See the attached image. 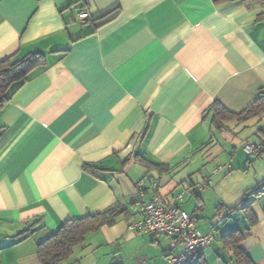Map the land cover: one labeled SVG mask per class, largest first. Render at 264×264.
<instances>
[{
  "label": "crops",
  "instance_id": "1",
  "mask_svg": "<svg viewBox=\"0 0 264 264\" xmlns=\"http://www.w3.org/2000/svg\"><path fill=\"white\" fill-rule=\"evenodd\" d=\"M31 54L44 65L0 110V264H40L66 222L115 206L63 264H168L181 248L134 226L153 196L181 192L197 230L214 229L206 264H237L222 241L235 230L264 264V152L242 146L264 143V113L221 130L209 114L264 95V3L0 0V62Z\"/></svg>",
  "mask_w": 264,
  "mask_h": 264
},
{
  "label": "trees",
  "instance_id": "2",
  "mask_svg": "<svg viewBox=\"0 0 264 264\" xmlns=\"http://www.w3.org/2000/svg\"><path fill=\"white\" fill-rule=\"evenodd\" d=\"M257 1L264 3V0ZM42 65H44V57L42 54H31L19 60L9 58L0 62V110L10 102L15 91L23 87L28 75ZM210 113L213 114V125L221 130L226 122L246 120L263 114L264 95L260 96L255 104L241 114L232 113L219 103H215L210 108ZM158 166L163 171L168 170V166ZM234 211L229 210V213ZM123 213V209L115 206L99 214L66 222L57 233L38 246L39 263L63 264L69 261L74 249L84 242L85 236L88 233L96 231L105 225H113L116 219ZM244 237L245 235L241 231L235 230L225 235L222 241L224 247L233 252L237 264H254L250 257L240 248ZM198 253L194 255L191 261L194 264H206L205 260L201 256H198Z\"/></svg>",
  "mask_w": 264,
  "mask_h": 264
},
{
  "label": "built area",
  "instance_id": "3",
  "mask_svg": "<svg viewBox=\"0 0 264 264\" xmlns=\"http://www.w3.org/2000/svg\"><path fill=\"white\" fill-rule=\"evenodd\" d=\"M79 19L81 22L93 20L88 12L81 13ZM242 146L249 157L258 158L264 152V143L244 142ZM185 194L186 192L177 194L175 202L170 205L160 195L153 196L143 207L141 221L134 226L138 232L165 236L172 249L181 248L178 255L168 256V264H181L191 260L197 252L208 248L214 239V229L208 234H201L196 228L195 218L180 208ZM262 197L264 189L258 193V198Z\"/></svg>",
  "mask_w": 264,
  "mask_h": 264
},
{
  "label": "rangeland",
  "instance_id": "4",
  "mask_svg": "<svg viewBox=\"0 0 264 264\" xmlns=\"http://www.w3.org/2000/svg\"><path fill=\"white\" fill-rule=\"evenodd\" d=\"M218 134V133H217ZM214 140L215 141H217L218 139H216V138H214ZM215 144H216V142H215ZM220 144V143H219ZM214 147H216L217 148V151H218V155L219 156H222L223 155V151H222V149H223V145H215ZM228 153H229V151H228ZM213 188V187H212ZM222 190V189H221ZM220 189H219V191H221ZM186 195V194H185ZM253 195H251V196H249L248 198H250V197H252ZM247 198V199H248ZM199 215H200V213L199 212H197V213H195V217L196 218H199L200 219V217H199ZM234 220H235V217H233V218H230V219H227V221L228 222H234Z\"/></svg>",
  "mask_w": 264,
  "mask_h": 264
}]
</instances>
